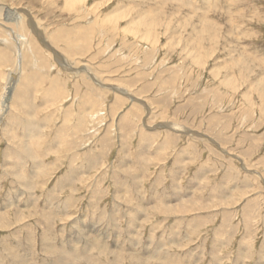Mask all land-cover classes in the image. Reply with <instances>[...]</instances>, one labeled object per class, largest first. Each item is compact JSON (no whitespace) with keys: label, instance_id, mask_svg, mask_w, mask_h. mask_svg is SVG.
Returning a JSON list of instances; mask_svg holds the SVG:
<instances>
[{"label":"rangeland","instance_id":"1","mask_svg":"<svg viewBox=\"0 0 264 264\" xmlns=\"http://www.w3.org/2000/svg\"><path fill=\"white\" fill-rule=\"evenodd\" d=\"M0 264H264V0H0Z\"/></svg>","mask_w":264,"mask_h":264},{"label":"bare ground","instance_id":"2","mask_svg":"<svg viewBox=\"0 0 264 264\" xmlns=\"http://www.w3.org/2000/svg\"><path fill=\"white\" fill-rule=\"evenodd\" d=\"M12 85H14V84H12ZM9 88V87H8Z\"/></svg>","mask_w":264,"mask_h":264}]
</instances>
